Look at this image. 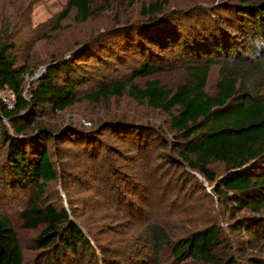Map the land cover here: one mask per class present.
Instances as JSON below:
<instances>
[{
  "label": "trees",
  "instance_id": "trees-1",
  "mask_svg": "<svg viewBox=\"0 0 264 264\" xmlns=\"http://www.w3.org/2000/svg\"><path fill=\"white\" fill-rule=\"evenodd\" d=\"M127 1L131 2L119 0L117 5ZM105 3L112 5L111 0ZM204 3L180 6L157 0L136 17L117 20L112 28L79 43L69 56L52 58L32 81L27 96L24 83L30 70L25 63L17 64L24 50L19 30L0 23L4 29L0 91L11 90L16 96L14 107L0 99V201L55 180L50 149L61 140L90 146L92 153L93 148L111 153L104 180L127 198L147 191L132 166L155 160V167L162 168L157 180L164 189L200 183L201 190L195 173L214 183L217 197L240 212L232 232L239 233V242L251 245L247 251H259L248 256L250 264H264V94L253 95L247 88L264 71V0ZM93 7V0H68L60 20L75 11L79 21L87 22ZM218 63L221 78L216 93L210 94L206 91L209 72ZM183 64L189 75L175 91L157 80L144 87L135 82ZM119 67L128 71L125 79L106 77ZM86 90L92 92L81 95ZM125 91L169 115L171 138L164 130L121 117L101 125L115 140L129 144L134 154H127L116 144L103 142L95 131L99 127L67 122L53 130L44 123L49 114L66 112L81 100L99 102L123 96ZM213 164L224 166L220 175ZM123 200L132 204V199ZM39 212L40 208L24 211L28 227L38 225L39 218L30 214ZM41 222L47 227L36 240L34 260L28 262L11 220L0 217V264H122L105 251H101L104 261L99 260L94 235L88 231L90 240L65 210L48 207ZM243 231L250 235L245 237ZM156 237L163 239L164 230H158ZM228 242L224 230L212 224L170 241L169 246L180 264H240Z\"/></svg>",
  "mask_w": 264,
  "mask_h": 264
},
{
  "label": "rangeland",
  "instance_id": "rangeland-1",
  "mask_svg": "<svg viewBox=\"0 0 264 264\" xmlns=\"http://www.w3.org/2000/svg\"><path fill=\"white\" fill-rule=\"evenodd\" d=\"M67 1L0 0V23L2 26L7 23L17 27L19 40L23 41L21 48L24 50L18 54L17 64L25 63L28 71L30 70L24 83L25 96L28 95L32 81L44 72L45 65L52 58L69 56L79 43L112 28L117 20L136 17L141 14L144 6L157 0H131L122 3V6L117 5L119 0H111L110 7H106V0H93L96 12L94 11L93 17L87 22L79 21L75 11L66 19L60 20ZM205 1L211 0H169L170 3L180 6L195 2L205 4ZM1 31L4 29L0 26ZM221 67V64H215L209 72L206 91L210 94L217 91ZM127 72L124 67H119L105 74L112 81H116L125 79ZM188 75L183 64L153 77L139 78L135 82L144 87L146 82L157 80L161 86L175 91L187 81ZM247 88L253 95L264 94V71L250 81ZM90 92L92 90L82 91L81 95ZM5 98H10L14 107V92L0 91V99L8 106ZM120 117L126 121L164 130L171 138L169 115L146 102L129 97L127 91L123 96L103 98L99 102L81 100L66 112L49 114L44 123L53 130H58L67 122H76L88 129L99 127L95 131L101 134L103 142L108 145L116 144L124 153L134 154L128 143L115 140L107 133L109 131L105 126L101 127ZM50 150L56 179L43 184L41 188H31L0 201V217L7 216L11 220L28 262L33 261L38 252L36 240L47 227V223L41 222V218L48 207L57 212L65 210L69 219L83 228L90 240L92 238L89 232L93 234L92 243L97 249L99 260L102 261L105 257L101 251H105L109 257H114L122 264H180L173 259L169 242L212 224L224 230L225 239L230 242L233 255L240 264H250L248 256L259 254V251H247L251 250V245L239 242V233L234 235L232 232L233 222L240 212L230 210L229 203L226 206V201L223 202L215 194V184L197 173L195 174L203 186L201 190L200 183L197 187L187 184L177 190L164 189L158 181L161 180L162 168L155 167L157 161L143 160V163L132 167L138 183L141 187L145 184L147 191L145 195L139 192L138 196L127 198L125 195L121 196L117 189L109 187L104 180L108 172V158L111 156L108 151H102L101 154V151L93 148L92 153L90 146L73 145L62 140L57 142V147L51 145ZM115 159L114 156L111 157L113 162ZM212 169L220 175L224 166L213 164ZM137 187L139 188L138 185ZM130 194L132 193L129 192ZM123 199H132V204H126ZM28 208H40L39 213L30 214L39 218L35 227L27 226L24 211ZM160 229L164 230L165 237L157 241L156 233ZM242 234L245 237L250 235L245 231ZM181 264L196 263L187 261Z\"/></svg>",
  "mask_w": 264,
  "mask_h": 264
},
{
  "label": "built area",
  "instance_id": "built-area-1",
  "mask_svg": "<svg viewBox=\"0 0 264 264\" xmlns=\"http://www.w3.org/2000/svg\"><path fill=\"white\" fill-rule=\"evenodd\" d=\"M4 100L8 104L9 107H12V101L10 98H5Z\"/></svg>",
  "mask_w": 264,
  "mask_h": 264
}]
</instances>
